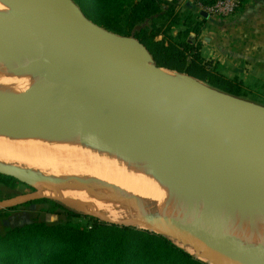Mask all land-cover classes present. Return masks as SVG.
Here are the masks:
<instances>
[{
    "label": "water",
    "instance_id": "water-1",
    "mask_svg": "<svg viewBox=\"0 0 264 264\" xmlns=\"http://www.w3.org/2000/svg\"><path fill=\"white\" fill-rule=\"evenodd\" d=\"M10 1L18 6L23 16L0 7V25L6 26L16 40L20 62L47 82L33 93L0 96L1 125L41 117L62 101L67 104L94 99L105 127L117 135L165 148V156L178 165L181 172L200 176L228 174L245 190L264 196V129L259 124L264 118V104L218 90L187 73L160 66L140 42L144 59L133 60L122 45V35L88 18L79 8L77 12L67 11L58 0ZM204 14L208 15L207 12ZM33 23L46 28H66L80 60L59 70L47 67L38 26ZM97 41L110 46L117 60L105 58ZM207 89L223 105L211 100L206 95ZM134 97L146 98L152 114L145 122L129 124L125 116L133 110ZM238 114L251 123L243 124ZM0 171L22 180L13 172ZM34 198L58 200L108 223L134 227L162 225L182 239L228 255L235 264H264L263 251L225 242L219 231L211 233V241L198 239L166 219L108 217L73 200L40 190L2 201L0 209Z\"/></svg>",
    "mask_w": 264,
    "mask_h": 264
},
{
    "label": "rangeland",
    "instance_id": "rangeland-1",
    "mask_svg": "<svg viewBox=\"0 0 264 264\" xmlns=\"http://www.w3.org/2000/svg\"><path fill=\"white\" fill-rule=\"evenodd\" d=\"M65 1L68 5L70 4L69 6L71 8L74 7L73 9L76 12L78 8L80 9L76 0H70L71 2L69 0ZM173 30V32L177 31L178 27L176 26ZM2 31L3 30L0 32V42H2L5 46L6 53L4 50L3 53L0 52V84L8 81L7 78H4L2 69H4L6 65H9L8 63H10V60H13L14 55L18 56L16 40L12 39L14 38L13 36ZM19 62L20 60L18 56L17 63H15L16 69L19 67ZM218 68L227 76L234 77L235 73L233 72L234 70L232 67L226 66L223 68L220 64H218ZM239 74V78L243 79L245 82L244 89L246 93L242 97L264 104V76L259 75L258 73L246 76L242 71H240ZM29 92L30 91L25 89L17 88L15 91L8 93L0 87V96H12ZM75 105L76 102L67 103L62 109H70ZM50 113L52 112L27 122L9 126V129L11 128L9 131H11L13 138H10L7 141L4 148H0V160L3 161L5 169H3V171L22 174V180L27 183L19 184L16 187H9L1 184L0 202L19 195L31 194L34 190H40L45 193L57 194L58 196L73 200L76 203H89L84 201L85 198L93 197L105 203L112 211L115 212L116 215L130 217L128 212L125 211L126 206H123V202L128 201L133 203V206H140L142 209L145 208V210H142L138 215L134 216V218L143 219L147 217H155L177 220L181 223L184 222L186 225L194 227L197 230L201 228L205 234L211 235L213 231H219L220 235L224 237H226L224 234L228 235L226 240H229L228 242L231 244L234 243L239 247L252 249V251L257 249V251L260 250L264 252V238H254L256 234H258V237L261 232L258 233V228H256L257 225L255 226V222L253 220H246L247 217H245L241 210H238V213L237 209H234L235 211H228L226 209L221 210L216 207H208L203 202L198 201L200 203L199 205L197 201H192V199L189 200L188 198L184 200L187 206L183 203L182 194L178 195V193H176V184L178 182V175L176 177V174L181 173V170L178 165L165 156V148L155 144H143L142 142L117 135L107 126H104L105 129L97 130L92 126L96 124L98 120L103 124L102 118L99 116H94L91 119H85L84 126L77 124L72 128L71 132H67L66 137H58L55 135V132L57 131L56 128L48 129L46 126L40 128L38 125L41 124L40 126H42L43 123L47 125L48 123H46V121L56 120L60 117H67L70 116L67 115L70 113L49 115ZM74 116H76V112L68 119H71ZM30 126H32V128ZM21 130H25L29 133L24 131V134ZM14 133L18 135H14ZM24 135H26L25 137L29 142H32L30 145H27L29 143L25 139ZM18 136H20L21 140ZM18 139L21 142L18 143ZM24 140L27 144L23 143ZM80 141H83V143L85 141L84 144L88 141L84 147L85 151L80 149L81 146L78 144V142L81 143ZM10 145H12V148H9ZM150 153L151 156H148ZM156 155L160 157L157 158ZM158 163H160V167L163 169H170L174 173L168 181L165 178V183L167 184L166 186L169 187L167 189L170 194L169 198L171 199L161 197L157 198L156 196L161 194L160 189L154 192L151 190L156 188L151 178L154 180V172L159 169L156 168L159 165ZM109 167L112 169L111 171ZM131 169H141L138 171L139 177L135 173L130 172ZM145 170H148V172L153 176L150 178L151 180L148 176H144ZM127 173L130 175L128 176ZM122 174L124 176H122ZM216 175L217 174H211L203 177L210 178ZM226 176L229 177L228 183H230V191L233 193L234 197L237 198L238 191L236 185L238 184L230 177L231 175L226 174ZM28 183L35 189L30 188ZM198 185H200L198 187H202L200 183H198ZM134 187H136L137 190H133ZM146 190H148L149 193L146 192ZM113 191L117 193L115 194ZM243 191L264 197L261 193L254 192L252 190L244 189ZM123 193L125 194L124 198H122L124 195ZM153 193L154 195H152ZM110 195L112 198L109 197ZM230 196L232 197L231 194ZM236 198L233 199L236 201ZM173 202H178L179 207L183 208L184 211L180 209L177 210V208H175L176 205L173 206ZM196 203H198V206L195 205ZM51 205L50 201L33 202L30 204L20 202L11 209L2 208L5 209V214L0 217V234H3L5 230L10 227L23 225L34 220H41L49 224H56L72 219L86 225L91 224L93 221L90 215L84 214L83 212V214L80 215L71 214L68 210L62 207L56 208L55 211H50L49 208ZM188 208H190V210H188ZM186 210L188 211L186 212ZM239 211L241 214H239ZM104 215L115 218L113 214L108 212H105ZM199 215L200 217L198 218L197 216ZM140 227L153 230L167 237L176 236L163 233L160 229L150 227V225ZM238 236L243 238L238 239ZM182 240L188 241L185 239ZM195 247L205 252L199 251V253H191L206 262L211 264H235L228 255L220 253L210 246L202 247L195 245ZM213 260L215 263H213Z\"/></svg>",
    "mask_w": 264,
    "mask_h": 264
},
{
    "label": "trees",
    "instance_id": "trees-1",
    "mask_svg": "<svg viewBox=\"0 0 264 264\" xmlns=\"http://www.w3.org/2000/svg\"><path fill=\"white\" fill-rule=\"evenodd\" d=\"M183 0H76L80 10L96 23L123 36L135 37L163 67L200 79L210 86L243 96L244 80L229 77L206 58L199 39L204 17ZM178 30L173 32L175 27ZM27 183L0 171V185ZM29 187L35 189L31 184ZM50 211L62 207L82 212L52 198ZM11 206L5 209H11ZM0 209V217L5 214ZM91 224L69 219L49 224L34 220L0 234V264H211L171 238L147 228L105 222L95 216Z\"/></svg>",
    "mask_w": 264,
    "mask_h": 264
},
{
    "label": "bare ground",
    "instance_id": "bare-ground-1",
    "mask_svg": "<svg viewBox=\"0 0 264 264\" xmlns=\"http://www.w3.org/2000/svg\"><path fill=\"white\" fill-rule=\"evenodd\" d=\"M58 1L61 4L63 9H65L67 11H71V12H76L73 9L74 7L71 8L69 6L70 4L68 5L65 0H58ZM0 7L7 8L16 14L23 16V13L18 8V6H16L10 0H0ZM33 24H36L38 26V37H39V39L42 43V46H43L42 47V54H43L44 61H45V64L47 67L54 69V70H56V69L59 70L66 64L80 60V54H79L78 50L76 49L75 45L73 44L66 28H64V27L46 28V27L39 26L38 23H33ZM0 29L3 30L8 35H11L10 31L8 30V28L6 26L0 25ZM1 30H0V32H1ZM12 39L15 40L14 38H12ZM120 39H121L122 45H123L126 53L128 54V56L130 58H132L135 61H142L144 59V52H143V49H142L138 40H136L135 38H133L131 36H123V35L121 36ZM97 45H98L99 51L101 52V54L105 58L110 59V60H117V57L114 53V50L110 46L104 44L101 41H97ZM3 50L6 53L5 46L3 45L2 42H0V52L3 53ZM17 54H18V52H17ZM18 56H19V60H20V55L18 54ZM18 56L14 55L13 60L9 61L10 62V63H8L9 65H6V67L4 69H2V71H3L2 74L4 75V78H7L8 81L6 83L5 82L1 83L0 87H2L8 93L15 91L17 88H20V89L22 88V89H25L27 91H30L29 93H33V92L41 89L45 85V83L47 82V79L42 77L41 75L37 74L32 68H30L27 64H24L22 62H19V65H18L19 67L16 69L15 63H17ZM11 63H13V64H11ZM29 93H22V94H29ZM206 95L211 100L216 102L217 104L223 105L222 101L219 100L211 90L207 89ZM64 105H65V101H62V102L58 103L57 105L52 106L50 109V112H52V113H50L49 115L70 113L67 115L71 116L73 113L76 112V116H74L71 119H68V118H70V116L66 115L67 117L63 116L64 118L60 117V118H57L56 120L46 121V123H48L47 125L45 123H43L42 126H40L41 124L38 126L40 128L43 126H46V127H48V129L56 128L57 131L55 132V135L58 137L64 138V137H66L67 132H71L72 128L75 125L79 124L81 126H84V120L85 119H91L94 116L100 117L98 102L94 99H81L80 101L76 102V105L74 107H72L70 109H66V108L62 109ZM132 107H133V110L126 113V116H125V119L129 124H138L140 122H145L146 120L150 119L151 114H152V109H151V106H150V104L146 98L134 97L132 99ZM49 115H47V116H49ZM238 119L245 125H248L251 123V121L248 118H245L244 116H242L240 114H238ZM259 124H260L261 128L264 129V118L260 120ZM11 125H1L0 124V148H4L7 141L10 138H13L11 131H9L11 129V128L9 129V126H11ZM30 127L32 128V126H30ZM92 127H95L97 130L105 129L104 125L99 120ZM28 128H26V129H28ZM24 131L21 130V132H24ZM17 132H18V130H17ZM25 132H24V134H25ZM26 133H29V132H26ZM14 135H18V134L14 133ZM22 135H23V133H22ZM25 136L26 135H24V137ZM18 137L20 138V136H18ZM25 139H26V137H25ZM20 140H21V138H20ZM20 140L17 142L18 143L21 142ZM24 141H23V143L27 144V142L26 141L24 142ZM87 142L88 141H86V144H87ZM28 143L29 144H27V145H30V143H32V142L28 141ZM82 143H83V141L81 143L78 142V144L82 147V148L80 147V149L81 150L83 149L85 151V148H84L86 145V144H84L85 141L83 144ZM9 148H12V145H10ZM148 156H151V153ZM9 157H11V156H9ZM158 157H160V156H157V158ZM147 159H149V158H147ZM159 162H160V159H159ZM158 164L159 165L156 168H159V169L154 172V180H153V178H151L153 176L148 172V170H145L144 176L145 177L148 176L149 179L151 178L153 181V184H155L156 188L151 189L153 192L160 189L161 194L159 196H156L157 198L161 197V198L171 199V198H169L170 194L167 190L169 187L166 186L167 184L165 183V178L168 181L170 179V177L172 176V174H174V173L170 169H167V170L163 169L162 167H160V163H158ZM168 168H169V166H168ZM0 169H2V170L4 169V164H3L2 160H0ZM109 169H110V167H109ZM111 170L112 169H110V171ZM117 170H119V169H117ZM140 170L141 169H131L130 172L138 175V171H140ZM17 175L19 177L23 178L22 174H17ZM113 175H115V174H113ZM127 175H128V173H127ZM127 175H125V176H127ZM177 175H178V177H177ZM122 176H124V175L122 174ZM138 177H139V175H138ZM176 177L178 178V182L176 180V182H177L176 190L178 192L176 191V193H178V195L182 194L184 204H186L184 202V200H186V198H188L189 200L192 199V201L203 202L208 207H216V208H219L221 210L226 209L229 211V210H234V209L236 210L237 209V213H238V210H241V212H243L245 217H247L246 220L247 221H248V219L253 220L255 222V226L257 225L256 228H258V233L261 232L258 237H257L258 234H256V236L254 238H264L263 237V235H264V197H260L258 195L247 193L246 191H243L244 189L238 185H236L238 195H237V198L234 197L233 193L230 191V188H229V184H230V183H228L229 177L226 176V174H224V173H217L216 176L206 178V177L199 176V175L185 174V173L181 172V173L176 174ZM230 177L233 178L232 176H230ZM140 178L142 179L141 176H140ZM198 183L201 184L202 189L200 187H198V186H200V185H198ZM172 184H173V181H172ZM133 190H137L136 187H134ZM119 192H118V194H119ZM146 192H148V190H146ZM229 193L232 195V197L230 196ZM108 194H109V191H108ZM55 195H57V194H55ZM152 195H154V193ZM109 197L112 198L111 195ZM116 197H118V196H116ZM124 197H125V194L122 196V198H124ZM233 198H236V201L238 202L239 205L237 204V202ZM84 201H87L89 203H86V202H80V203L77 202V203L82 205V206L87 207L88 209H90L91 211H93L95 213H99V214L104 215L105 212H108V213L113 214L115 218H119V219H137V218H134V216L138 215L142 210H145V208L142 209V207H140V206L136 207V206H133V203L128 202V201H124L123 206L124 207L126 206L125 211L128 212L130 217L119 216V215H116L115 212L112 211L105 203L101 202L100 200H98L96 198L86 197ZM173 203H174L173 206L176 205L175 208H177V210L178 209L183 210V208L179 207L178 202H173ZM192 203H191V205H192ZM198 203H196L195 205H197ZM140 204H142V203H140ZM199 205H200V203H199ZM144 206H146V205H144ZM148 206H150V205H148ZM186 206H187V204H186ZM202 206H204V205H202ZM188 210H190V208H188ZM188 210H186V212ZM241 212L239 214H241ZM195 216H196V214H195ZM197 217L199 218L200 215ZM147 218H150V217H147ZM201 218H202V215H201ZM166 220L172 222L174 225L180 227L181 229H183L184 231H186L187 233H189L190 235H193L194 237H196L198 239H205V240L207 239V241L212 240V235L205 234V232L201 228L197 230L194 227L186 225L184 222L181 223V222H179L177 220H173V219H166ZM150 227L160 229L163 233L174 235L165 226L150 225ZM251 229H253V228H251ZM254 230H255V227H254ZM224 235L226 237L228 236L226 234H224ZM220 236L225 242L227 241L226 237H224L222 235H220ZM168 237L171 238L178 245H180L183 248H185L186 250H188L189 252L199 253V251H201L200 249H197L195 247L196 244L191 243L190 241H184L181 238L176 237V236H168ZM241 238H243V237H241ZM241 238L239 237L238 239H241ZM234 240H235V238H234ZM208 250H209V248H208ZM210 251H212V250H210ZM201 252H205V251H201ZM213 253H215V252H213ZM200 254H202V253H200ZM204 255H206V254H204ZM208 259H209V257H208Z\"/></svg>",
    "mask_w": 264,
    "mask_h": 264
},
{
    "label": "crops",
    "instance_id": "crops-1",
    "mask_svg": "<svg viewBox=\"0 0 264 264\" xmlns=\"http://www.w3.org/2000/svg\"><path fill=\"white\" fill-rule=\"evenodd\" d=\"M195 7L204 17L199 34L202 54L223 68L232 67L238 77L240 71L264 76V0H245L230 17L206 15Z\"/></svg>",
    "mask_w": 264,
    "mask_h": 264
},
{
    "label": "built area",
    "instance_id": "built-area-1",
    "mask_svg": "<svg viewBox=\"0 0 264 264\" xmlns=\"http://www.w3.org/2000/svg\"><path fill=\"white\" fill-rule=\"evenodd\" d=\"M245 0H183L191 2L215 17H230L235 15Z\"/></svg>",
    "mask_w": 264,
    "mask_h": 264
}]
</instances>
